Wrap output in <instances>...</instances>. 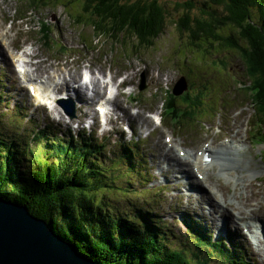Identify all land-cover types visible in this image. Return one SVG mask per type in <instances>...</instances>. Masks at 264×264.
Instances as JSON below:
<instances>
[{
  "label": "rangeland",
  "instance_id": "374dc122",
  "mask_svg": "<svg viewBox=\"0 0 264 264\" xmlns=\"http://www.w3.org/2000/svg\"><path fill=\"white\" fill-rule=\"evenodd\" d=\"M68 1L71 2L64 7L63 4ZM85 1L57 0V2L50 1L46 5L32 7L28 6V0H25V3L23 0H0V46L3 48V54H5V59L0 54V76L3 74L6 79L0 85L1 92L6 96L4 101L0 103V117L1 115L5 116L3 122L7 124L9 129L21 131L23 126L20 125L24 124V136H27L31 128L34 127L30 125L31 121H34L32 124L37 125L46 120L54 121L62 128L69 129L71 133H76L78 131V125L76 126L78 121L68 122L62 109L56 104V99L59 96L57 95V90H53L52 86L54 87L57 83L61 85L60 90L63 91L66 87L65 84H67L70 91L74 89L78 91L74 80L70 76L74 74L77 79L80 69L84 65L94 73L110 70L112 73L123 74L126 77L128 87L117 97L116 102L127 110L126 119L134 129V133L131 135L129 130H125L127 126L125 125L126 119H124L123 126H120L119 123H114L110 126L112 131H104L106 136L104 144H106L107 149L111 150L107 153V156L111 157L112 150H115L122 141L126 142L129 138L137 140L139 145L137 149L142 154V160L139 165L132 168V175L127 179V182L122 184V188L127 191L126 193H130L132 198L118 194L117 197L121 200L116 209L119 210L120 214L124 215L129 213L139 202L148 199L147 208L155 211L152 212V221L154 223L163 222L168 226L167 229H164V233L170 238L173 245L179 248L185 247L188 250H196V245H198L196 240L191 238L190 234L185 233L186 227L182 225L181 216H185L183 212H188L193 215H190V218L193 219L195 217V219L203 223L208 232L214 233L217 242L220 239L227 238L229 233L236 234L234 240L237 247L231 248L229 245H225V255L214 249L216 254L205 251V255L209 257V261H206L207 264H225L227 263L226 257L229 256L239 261L242 259L241 256L244 249L241 243L245 239L242 236V231L239 229L238 231L234 230L235 232H229V228H232L235 224L228 219L224 232L220 231V226L210 229L209 225L211 224L207 222L206 215L202 216L196 210V198H200V194L204 191L210 194V188H213V184L214 187L217 184L221 192L230 198L234 192L232 176L216 174L217 167L213 166L210 171L213 175L210 176L213 184L210 186H208V182H203L202 179L197 178V175L198 177L199 175L203 176L197 172L195 177L189 182H185V178L178 176L167 178L160 172V156L155 153H159V145L164 144L165 146L166 142L168 146L176 147V153L181 148L182 150L179 151L180 155L188 150L201 157L202 148L210 144L212 140H214V145L222 146L225 142H230L233 135L237 134L246 143L245 149L249 151V157H252L259 167L257 175H262L261 179L264 181V163L258 157L264 149V144L253 146L248 137V120L253 108H257V105L247 99L249 104L246 103L243 106L241 101L244 96L243 91L234 90L238 86L235 84L236 81L246 80L245 65L241 59L240 52L235 50V48L215 44L217 40H213L210 37H195L197 47L191 45L190 31L188 30L190 27L183 30L177 25L179 18L184 14V10L174 9L175 3L179 0H155L164 5L167 10V18L163 31L149 46L138 47L137 40L127 35L120 38L103 35L97 39L92 27L87 23L86 18L89 14L81 12L80 9ZM192 2L194 4L193 7L196 6L193 11H191L193 7L190 9L192 19L197 17L199 20H210L208 14L202 12V3L209 4V0H192ZM29 8L30 10H27ZM211 10L214 16L225 14L220 6L212 5ZM77 14L82 15V18H80V22H83L82 24L75 21L76 17L74 18V15ZM22 16L24 17L22 20H16L17 17ZM43 19L48 21L44 23L49 25L50 28V41L47 46L44 45L41 36L39 37L38 34V29ZM193 20L189 23L191 27L195 24ZM238 30L231 24H222L215 27L213 32L223 38L230 37L240 44L241 47L248 46V42L243 39ZM4 32H7L6 37L2 35ZM27 41L35 43L32 49L37 59H33L32 62L40 61L38 66L33 63L35 69H37L36 71L41 75V78H39L43 81V84L39 85L41 95L37 96L31 95L26 86L19 85V80L14 74L15 71L12 69L10 62L7 61L8 56H10L9 49L25 44ZM83 41L86 42L85 47L81 45ZM218 42H221V40H218ZM58 44H66V51L62 53L56 52L54 48ZM95 46H99L98 53L89 51L91 47ZM69 56H71L70 59H68ZM141 72L145 74V81L143 76L141 78L143 80L142 84L140 83L141 88L144 89L138 91L137 87ZM31 74L37 76V73L33 70H31ZM72 78H74L73 75ZM180 80H184L186 85L184 90H187L186 92L191 100L198 98L202 101L194 107V110L199 120L205 121V123L197 125L192 122H183L180 130L157 126L156 118L152 122L146 116L145 111L147 109L158 110L159 108L161 111V103L168 97L165 96V91L171 90L175 82ZM9 87L13 90H10ZM100 87L96 89L98 92ZM94 93L96 95L95 91ZM129 93L130 97L136 100L132 103V106H136V109L130 111H128V103L126 102V99L127 101L130 100V97L127 98ZM63 94L69 96L66 89ZM88 97L91 98V96L85 95V100L90 102ZM171 101H175L174 103L181 106L179 99L175 100V98H172ZM220 102L224 104L225 115L222 118L214 117V112L210 109H224L219 105ZM68 108L71 109L72 106L68 105ZM237 108L239 110L234 111ZM90 112L91 108L84 105L81 108L82 115H77L71 121L74 119L83 121L85 115L88 117ZM94 115L96 114L94 113ZM165 115L167 120H170L167 115V109L165 110ZM140 118H143L144 122H141ZM70 124L73 128L69 127ZM253 128L255 129L256 126L253 125ZM98 139H100V136H98ZM115 141L120 143L113 145ZM29 144H32V142ZM145 155L150 160V167L152 168V174L150 175V168L147 160H145ZM112 159L115 165L120 162L115 158ZM261 159L264 161L263 158ZM189 160L192 161V158H189ZM164 164L166 165V163ZM164 164L162 166H165ZM26 165L28 164H23V166ZM196 170L197 168L194 167V171ZM140 172L144 174V178L139 175ZM150 177H153L154 180L148 187L149 192L137 187V183L141 179L145 181V178ZM214 177H218L220 181ZM198 181L202 182V184H196ZM260 181L255 180L256 183ZM261 184H263L262 181ZM166 186L168 188L164 189V192L154 193ZM187 194L193 198L191 199L193 201L187 200ZM0 199L8 200L1 197ZM8 201L24 205L28 212L32 214L28 205L20 204L14 200ZM207 217L210 220L208 215ZM41 219L48 223L45 218ZM103 230L107 231L110 228L103 226ZM69 243L74 247L71 242ZM251 254L249 253L250 257L252 256ZM257 257L259 256L257 255ZM257 257L254 256L253 260H258ZM94 261L100 262L99 260ZM191 261L194 262L193 260ZM198 261L200 262L201 259L198 258ZM242 261L244 262V260ZM258 262L264 264V261ZM100 263L103 264L102 262Z\"/></svg>",
  "mask_w": 264,
  "mask_h": 264
},
{
  "label": "trees",
  "instance_id": "16d2710c",
  "mask_svg": "<svg viewBox=\"0 0 264 264\" xmlns=\"http://www.w3.org/2000/svg\"><path fill=\"white\" fill-rule=\"evenodd\" d=\"M50 1L57 2L28 0V6L46 5ZM209 2L202 3V12L207 13L210 20L192 19L190 13L196 8L192 0L176 2L174 9L184 10L177 25L183 30L190 27V43L193 46L197 47L195 37L203 36L217 40L215 44L240 52L247 77L240 83L251 92L259 119L264 120V0ZM212 5L220 6L225 14L214 16ZM80 9L89 14L86 19L95 32V38L127 35L137 40L138 47L151 45L166 25L167 10L155 0H86ZM75 17L77 23H83L80 22L81 14ZM191 20L195 21L192 27L189 25ZM222 24L238 28L248 46L241 47L230 37L215 34L214 28ZM49 32V26L42 22L40 35L44 44L49 43ZM65 49L59 45L56 51L63 52ZM5 80L1 74L0 85ZM167 94L169 98L164 99V106L168 117L175 120L176 127L183 122L197 121L194 110L199 105L197 100H191L187 94L179 96L183 104L180 107L169 101L174 96L169 92ZM5 97L0 89V103ZM4 117H0V197L28 205L32 214L45 218L49 226L71 242L81 255L103 264H207L209 257L205 251L216 254V250L225 255V245L209 240V233L206 234L202 226L194 221L195 218L189 215L185 217V233L197 240L196 250L173 245L164 233L168 226L152 221V212L155 211L147 208L148 199L139 202L127 214L119 213L116 207L121 199L117 195L132 198L122 184L131 177L136 159L141 160L130 151V148L135 149L134 146L118 142L120 144L112 150L111 156L120 161L115 165L113 159L107 156L111 150L104 144L106 136L102 137L103 140L98 139L94 130L83 128L73 135L70 130H63L53 123L39 127L31 121L30 125L34 127L24 136V124L20 125L23 126L21 131L9 129L3 122ZM253 137H257L256 144L264 143L261 127L253 133ZM139 175L145 177L141 172ZM149 182V178L145 181L141 179L137 187L144 190ZM103 226L110 230H103ZM226 258L225 264H238L232 256Z\"/></svg>",
  "mask_w": 264,
  "mask_h": 264
},
{
  "label": "bare ground",
  "instance_id": "6f19581e",
  "mask_svg": "<svg viewBox=\"0 0 264 264\" xmlns=\"http://www.w3.org/2000/svg\"><path fill=\"white\" fill-rule=\"evenodd\" d=\"M2 35L6 37L7 32L2 33ZM0 54L2 55V58L5 59L3 48L1 46ZM38 63L39 62H34L36 66H38ZM34 77L37 81L33 84V94L35 96L41 95V88H39V85H41V83L43 84V81L37 76ZM100 86L101 85L98 84L97 81L93 80V90L96 94L98 93L96 89ZM52 88L53 90H56L57 86H52ZM66 90L67 94L70 95L69 90ZM76 97H81V94L77 92ZM213 143L214 140L202 149L201 154L207 153L211 158L208 163L202 161L197 154L191 153L190 151H185L184 153L186 155L181 156L179 155V151L182 150L181 148H179L177 151L178 153H176L173 146H167L166 143L165 146L164 144H160V152L155 153L160 156V172H162L167 178L178 175L181 178H185V182H189V180L193 179L195 175L193 170L195 165L198 171H201L203 174V182H208V186H210L213 184L211 181L212 179L210 178L212 174H210V169L214 164L218 165V172L232 176L234 192L232 196L228 198L225 196L226 194L224 195V193L221 192L217 184L215 187L213 184V188H210V194L204 191L200 194V198H196V210L202 216L206 215L205 218H207L208 222L211 224L209 225L211 227L210 229L221 226L220 230L224 231L228 219L230 222H236V229L246 227L250 233H255L252 229L253 223L257 226V223L259 222L260 227L261 224L264 227V188L259 180L261 175H257L259 167L253 161L252 157H249L250 154L244 148L246 143H244L241 136H237V134L233 135L232 140L228 143L225 142L222 146L214 145ZM191 156L193 157V164L188 159V157ZM164 163H166V165L162 166ZM255 180H259L260 182L256 183ZM196 184H202V182L198 181ZM186 196L188 197L187 200L193 199L189 194ZM234 199H236V201H234ZM207 215L210 217V220ZM236 218L239 220V223H237ZM251 240L252 245H254L253 247L256 248H252L251 246L247 247L248 252L252 253V260L253 257H257V255L261 259H264V241L262 240V237L259 238L256 235H252Z\"/></svg>",
  "mask_w": 264,
  "mask_h": 264
},
{
  "label": "water",
  "instance_id": "95a60500",
  "mask_svg": "<svg viewBox=\"0 0 264 264\" xmlns=\"http://www.w3.org/2000/svg\"><path fill=\"white\" fill-rule=\"evenodd\" d=\"M178 88L173 90L175 94L182 92L185 86ZM57 103L70 117L74 115L63 100ZM0 264L101 263L80 255L48 223L30 214L24 205L0 199Z\"/></svg>",
  "mask_w": 264,
  "mask_h": 264
},
{
  "label": "clouds",
  "instance_id": "9594fccd",
  "mask_svg": "<svg viewBox=\"0 0 264 264\" xmlns=\"http://www.w3.org/2000/svg\"><path fill=\"white\" fill-rule=\"evenodd\" d=\"M246 79H247V77H246ZM240 81H236L235 82V84L238 85V86L235 87L234 90L243 91L244 96L241 98V101L243 102V106H244V104L248 103L247 99H250V101L252 103H255V99L251 96V92L250 91H246L245 90V86L244 85H241ZM183 86L186 87V85L184 83V80L176 81L175 84H174V90L176 88H178V87H183ZM184 89L185 88H183V90H182V88H181L182 92H180L179 94H175L173 91L170 92V94L172 96H174L175 100H177V99H179V96H182L184 94H187V92H186L187 90L185 91ZM187 96H188V94H187ZM171 99H170V101H171ZM196 100H197V102H199V104L202 102L198 98H196ZM219 105H221V107L224 108V104L222 102H220ZM178 106H179V104H178ZM180 107H182V106H180ZM210 110H212L214 112V117L218 116V117L222 118L225 115V108L224 109H221L220 108L219 110H216L215 108H212ZM238 110H239V108L235 109L234 111H238ZM195 117H196L197 121H195V122L194 121H191L193 124L201 125V124H204L205 123V121H200L199 118L196 115H195ZM254 119H255V123H254ZM253 125L256 126L255 129L253 128ZM260 127L262 128V130L264 132V120L259 119L258 112H257V108H253V112H252V114H251V116H250V118L248 120V137H252L253 133L256 132L257 130H259ZM253 138H257V137H253ZM261 158L264 159V156L261 157ZM261 158H260V160L264 163V161Z\"/></svg>",
  "mask_w": 264,
  "mask_h": 264
}]
</instances>
